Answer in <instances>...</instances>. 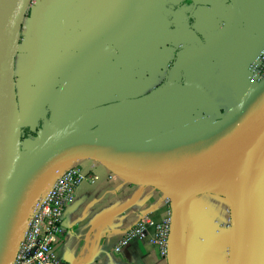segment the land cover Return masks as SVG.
<instances>
[{"label":"crops","instance_id":"crops-1","mask_svg":"<svg viewBox=\"0 0 264 264\" xmlns=\"http://www.w3.org/2000/svg\"><path fill=\"white\" fill-rule=\"evenodd\" d=\"M264 0H34L16 86L24 149L65 129L139 141L222 119L257 86ZM21 98L23 99L21 101ZM214 166L149 182L77 165L64 264H264V125ZM83 162V161H82ZM60 171L40 187L43 195ZM173 216L169 253L133 227ZM119 249V250H118Z\"/></svg>","mask_w":264,"mask_h":264},{"label":"water","instance_id":"water-1","mask_svg":"<svg viewBox=\"0 0 264 264\" xmlns=\"http://www.w3.org/2000/svg\"><path fill=\"white\" fill-rule=\"evenodd\" d=\"M33 2L20 0L7 16L0 34V161L9 170L0 196V264L10 263L40 187L66 166L91 161L120 178L166 181L186 171L214 166L227 156L223 149L228 138L250 141L264 125L263 80L222 119L175 134L131 141L65 128L24 149L16 58ZM3 7L4 0H0V13Z\"/></svg>","mask_w":264,"mask_h":264},{"label":"built area","instance_id":"built-area-1","mask_svg":"<svg viewBox=\"0 0 264 264\" xmlns=\"http://www.w3.org/2000/svg\"><path fill=\"white\" fill-rule=\"evenodd\" d=\"M252 80L259 85L264 80V49L251 67ZM90 176L77 165L60 170L55 184L43 195H38L28 212L18 238L13 257L9 264H64L55 255V241L63 234V219L67 208L74 202L79 186ZM173 216L155 224L142 218L130 231L127 240L148 239L147 229L154 227L156 232L152 242L163 257L169 253ZM119 250V249H118Z\"/></svg>","mask_w":264,"mask_h":264},{"label":"bare ground","instance_id":"bare-ground-1","mask_svg":"<svg viewBox=\"0 0 264 264\" xmlns=\"http://www.w3.org/2000/svg\"><path fill=\"white\" fill-rule=\"evenodd\" d=\"M20 0H4V7L2 13H0V34L4 26L5 20L9 13L14 9L16 4ZM245 144V141L240 138H228L226 140L223 153L228 151H236L242 148ZM9 176V170L5 168V165L0 161V196L3 191V188L7 182Z\"/></svg>","mask_w":264,"mask_h":264},{"label":"trees","instance_id":"trees-1","mask_svg":"<svg viewBox=\"0 0 264 264\" xmlns=\"http://www.w3.org/2000/svg\"><path fill=\"white\" fill-rule=\"evenodd\" d=\"M41 131V126H38L34 130L30 129H23L22 130V140L28 139V138H37L39 133Z\"/></svg>","mask_w":264,"mask_h":264},{"label":"rangeland","instance_id":"rangeland-1","mask_svg":"<svg viewBox=\"0 0 264 264\" xmlns=\"http://www.w3.org/2000/svg\"><path fill=\"white\" fill-rule=\"evenodd\" d=\"M23 99L21 98V101H22ZM227 153V154H226ZM224 154L225 155H228L229 153L228 152H224ZM82 163H84V161L83 162H79V163H77V164H75V165H81Z\"/></svg>","mask_w":264,"mask_h":264}]
</instances>
